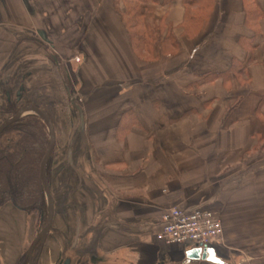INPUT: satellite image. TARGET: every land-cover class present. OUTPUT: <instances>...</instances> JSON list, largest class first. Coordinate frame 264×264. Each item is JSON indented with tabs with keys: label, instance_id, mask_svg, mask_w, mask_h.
Returning a JSON list of instances; mask_svg holds the SVG:
<instances>
[{
	"label": "crops",
	"instance_id": "0c3cea01",
	"mask_svg": "<svg viewBox=\"0 0 264 264\" xmlns=\"http://www.w3.org/2000/svg\"><path fill=\"white\" fill-rule=\"evenodd\" d=\"M96 2V20L85 35L73 34ZM122 5V0H0V41L10 27L35 31L49 45L48 32L57 30L70 50L78 47L72 44L78 37L80 51L73 57L81 62V83H90L85 153L77 159L72 149V163L67 160L69 189L61 211L54 199V221L59 214L62 225L49 233L67 244L45 243V253L56 258L50 264H60L68 251L74 254L69 264H264V0L144 2L134 31L143 32L145 41L131 38ZM143 45L152 49L151 58L141 56ZM128 105L138 122L122 140L118 120L109 117ZM80 116L83 120V112ZM156 127L175 151L157 160L144 153L135 157L130 149L150 143L148 129ZM137 191L150 193L149 200L136 197ZM173 200L183 208L215 204L211 209L222 220L225 247L217 240L204 258H189L196 246L159 241L142 225L160 221ZM35 223L10 202L0 207L3 264L21 255ZM18 234L19 247L8 252L4 247Z\"/></svg>",
	"mask_w": 264,
	"mask_h": 264
},
{
	"label": "rangeland",
	"instance_id": "374dc122",
	"mask_svg": "<svg viewBox=\"0 0 264 264\" xmlns=\"http://www.w3.org/2000/svg\"><path fill=\"white\" fill-rule=\"evenodd\" d=\"M122 2V6L127 8V13L130 12L132 14L130 8L132 7L131 2L133 1L122 0ZM98 6L99 5L96 2L91 8V12L89 11L90 16H83L84 18L82 22L78 25L79 29L77 30V32H73V34H79V32L81 31L82 35H85V27L88 26L92 20H96V16L94 15L96 13V7ZM125 19L128 20V24L131 23V17L127 18L125 16ZM80 26H82V28H80ZM20 28L21 27H16L15 29L13 27H10V32H8L6 40L4 42L0 41V102L1 100L4 102L2 105H0V124L6 119H8L10 116H12L19 106L27 102H31L42 107L50 115L56 128V144L53 157L51 158L49 164L48 174L53 197L56 200L57 206H59L58 210L61 211L63 209L61 202L67 199L66 189H69V184L67 182L68 179L67 177H64V172L69 167L67 163L68 152L70 149H73V154L74 156H76L77 159L85 153V136L89 131V121L91 120L89 118L92 114V112L89 110L91 109L89 104L92 103H90L89 96L86 95L87 90H89L90 83L88 79L85 80L84 84L81 83V75L78 72V69L81 67V62H79L80 60L75 62V57H73L74 55H79L76 53H79L80 51L79 44L81 40H78V37L77 41L73 40L72 44H76L78 47L76 49L70 50L69 46L62 43V39L60 40V38H63L61 36L63 33L57 32V30L53 32H48V34L50 35L49 38L50 40H52L51 45H49V43L47 41H44L42 36L37 34L35 31H31L26 28ZM0 39L4 40L3 38ZM139 50L141 51V56H146L147 58L152 57V55L147 53V51H152V49H145L143 45V47H141ZM120 55L123 54L121 53ZM152 68L154 69V67ZM154 74L155 71H152L150 76L154 78ZM91 75L94 74L90 73L89 76ZM147 76H149V74H147ZM84 77L83 79H85ZM140 81L135 80L133 81V83H138ZM119 84L124 83L120 82ZM21 85H23L25 88L23 90L22 99L20 102H18L17 92L20 90ZM9 97H11V101L8 100ZM153 97L154 96H152V98ZM158 103L159 99L157 100L153 98L152 105L155 104V107H159V105H157ZM120 104L122 106L126 103L121 100ZM137 104H140L139 98ZM129 106L130 105L125 107L124 111L122 110L120 113H117V117L115 119L111 118L112 116L115 117V113H112L111 117H109L110 114L107 115V112H104L105 117L108 116L110 120H118V127L116 128V131H118L119 137L122 140L124 139V137L129 135L131 126L134 123L138 122V113H136V111ZM79 108L82 109L81 111L84 114L83 120H81V112L79 111ZM112 108H116V106H111L108 109ZM86 112H88L87 116ZM99 112L101 111L98 110L97 113ZM29 113L30 112H27V114L25 115H28ZM144 113L145 112H139V114L142 115ZM118 117L119 119H117ZM41 122L44 125V132L49 137L47 125L42 118ZM151 122L153 123V121ZM148 130L149 134H147V141H149L150 143H144L141 145L140 143L135 145H133V143L131 144V146L133 145L134 148L138 146L136 149H130V152H136L134 154L135 157H139L144 153L146 155L150 154L149 158L157 160L162 153H165L166 151H175V144H170V142L169 144L165 143V137L163 136L162 130L159 127ZM8 137L9 136H6L0 141V147L6 143V139H8ZM166 147L168 149H166ZM105 168L108 169L107 167ZM109 169L114 171L121 168L112 166ZM120 193L122 194V196H125L126 199L130 200L132 199V197L135 196L144 200H149L150 194L147 191H137L134 194L135 196H133L131 192ZM176 203L177 201L173 200L168 205H175ZM209 208H212L214 210L217 209L215 204H213ZM30 215L36 218L34 230L31 234L32 237L26 241L21 255L14 256L16 260L12 264H28V248L30 247L33 239L36 237V235L40 232V230L46 223V221H40L36 214ZM57 215L58 216L55 217L56 223L54 221L53 225L56 230L62 225V216L59 214ZM149 224L150 222L142 223V225H147L146 229H148V227L150 226ZM148 230L150 231L152 230V228L150 227ZM52 233L54 235L55 232L52 231ZM52 233L47 236L43 244L39 243L38 245H42L43 247L48 244L46 242L51 241V244L56 243L57 245L59 244L62 247H65L67 243L64 242L63 238L59 237L58 235H54L55 238L51 237ZM70 233L71 232L67 230V228L64 229V234H66V236H69ZM224 235L225 232L222 234L221 238H219L216 242L222 248L225 247V242L223 240ZM20 243L21 235L18 234L16 240H13L9 246H5L4 248H6L8 252H10L14 247L18 248ZM71 243L72 241L69 244ZM38 245L35 248V255L36 253H38ZM2 249L3 248H0V251ZM228 249L230 253H237L238 251L236 248ZM71 254L72 256H74V254L70 251L64 253L62 256L63 258H71ZM2 258L4 259V257L0 256V264L4 263V261L1 260ZM235 258L238 259V257ZM55 259V256L49 254V251L46 253L44 251L43 255L40 258V260L42 261H40L38 264H50Z\"/></svg>",
	"mask_w": 264,
	"mask_h": 264
},
{
	"label": "trees",
	"instance_id": "16d2710c",
	"mask_svg": "<svg viewBox=\"0 0 264 264\" xmlns=\"http://www.w3.org/2000/svg\"><path fill=\"white\" fill-rule=\"evenodd\" d=\"M129 1H133L130 8L132 14L127 13L125 7L123 15L125 24L133 41H143V32L134 31V27H137L142 19L140 5L157 0ZM125 16L131 17L130 24ZM6 136H9L6 143L0 147V207L10 202L17 209L36 214L40 221L45 222L48 205L40 177V164L48 149L49 137L44 132L40 116L24 115L0 134V141Z\"/></svg>",
	"mask_w": 264,
	"mask_h": 264
},
{
	"label": "built area",
	"instance_id": "2783aa9c",
	"mask_svg": "<svg viewBox=\"0 0 264 264\" xmlns=\"http://www.w3.org/2000/svg\"><path fill=\"white\" fill-rule=\"evenodd\" d=\"M149 225L155 237L167 244L210 245L223 234L221 218L204 205L171 206L163 212L160 221Z\"/></svg>",
	"mask_w": 264,
	"mask_h": 264
},
{
	"label": "water",
	"instance_id": "95a60500",
	"mask_svg": "<svg viewBox=\"0 0 264 264\" xmlns=\"http://www.w3.org/2000/svg\"><path fill=\"white\" fill-rule=\"evenodd\" d=\"M23 90H24V87L22 86L20 90L17 92L18 102H20L22 99ZM27 112L35 113L39 115L46 123L48 131H49V146L40 164V177H41L42 185L44 187V190L47 196V201H48V215H47V220H46L45 225L40 230V232L36 235V237L33 239L27 251L28 264H35L34 262L35 248L37 247L39 243L43 244L45 242L48 234L50 233L52 229L54 215H55L54 198L52 194L51 185L48 179L47 169H48V163L50 159L53 157V153L55 150L56 128H55V124L53 120L51 119L50 115L42 107L34 103L27 102L19 106L12 116H10L8 119H6L0 124V134L9 125H11L15 121H17L19 118L27 114ZM68 162L72 163V150L71 149L68 152ZM79 234H80V227L78 224L76 228V239H78ZM209 250H210L209 247H197V248H193L190 251H188L187 255L189 258H200V257L204 258L209 253ZM69 263H70V260L67 259L65 261V264H69Z\"/></svg>",
	"mask_w": 264,
	"mask_h": 264
},
{
	"label": "flooded vegetation",
	"instance_id": "af4514ba",
	"mask_svg": "<svg viewBox=\"0 0 264 264\" xmlns=\"http://www.w3.org/2000/svg\"><path fill=\"white\" fill-rule=\"evenodd\" d=\"M9 96V94H8ZM8 100L10 101L11 100V97L8 98ZM41 246V248H40ZM37 249L38 253H36V255L34 254V261H35V264H38L39 261H40V258L41 256L43 255L44 253V246L42 247V245H40ZM40 248V249H39ZM68 258H63V256L60 257V259L58 260V263L60 264H65V261L67 260Z\"/></svg>",
	"mask_w": 264,
	"mask_h": 264
}]
</instances>
